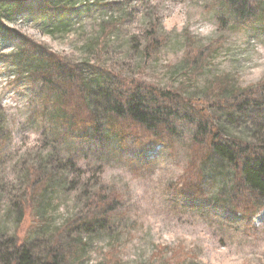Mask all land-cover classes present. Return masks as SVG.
<instances>
[{"label": "rangeland", "instance_id": "obj_1", "mask_svg": "<svg viewBox=\"0 0 264 264\" xmlns=\"http://www.w3.org/2000/svg\"><path fill=\"white\" fill-rule=\"evenodd\" d=\"M3 1L0 264H264V0ZM133 91L187 105L121 136Z\"/></svg>", "mask_w": 264, "mask_h": 264}, {"label": "trees", "instance_id": "obj_2", "mask_svg": "<svg viewBox=\"0 0 264 264\" xmlns=\"http://www.w3.org/2000/svg\"><path fill=\"white\" fill-rule=\"evenodd\" d=\"M0 1L4 2L3 0ZM4 7L9 8V11L13 14L19 13L21 11V5L18 4H5ZM19 52H17V54ZM154 94L157 96V99H159V102L155 105L156 110L154 109L152 110V112L145 107V104L142 100H140L137 91H133L128 94L126 100L115 102L112 105L113 113H115L120 120L118 126H120L119 134L121 136H124L126 134L124 127H126L128 123H131L133 126L141 125L143 127H146V132L148 134H150L151 136H158L161 132L164 131L167 126V124H165L166 120H164V118L162 117L163 112L174 108V106L176 105H187L184 103L185 100L183 98H180V96L172 94L169 91H154ZM203 111L205 112V110ZM80 114L81 112L79 108L74 111L73 116L75 124L80 123L86 119V116H82ZM203 123L208 124L206 121ZM221 134V130L217 126H215V124L212 127L201 125L199 127V132L195 138V145L198 146V148L196 149L197 157L201 156L204 145L210 146V150H213L214 147H217L222 138ZM246 149L250 150V147L248 146ZM246 149L243 150L245 151ZM243 150L236 148L237 156L234 159L236 162L235 164L238 165L239 172L243 173V175L245 176L243 179L244 182L249 183L255 191H259L263 188L262 183H264V166L260 164L259 170L256 167L251 166L241 171V155L243 154ZM259 151L257 155H262L264 153V148H261V150ZM260 157L262 158L263 155ZM262 161H264V159H262ZM29 256L30 255L26 253L22 256L21 259L23 261L27 260V262H30Z\"/></svg>", "mask_w": 264, "mask_h": 264}, {"label": "bare ground", "instance_id": "obj_3", "mask_svg": "<svg viewBox=\"0 0 264 264\" xmlns=\"http://www.w3.org/2000/svg\"><path fill=\"white\" fill-rule=\"evenodd\" d=\"M262 217H264V215H261V218H262ZM261 218H260V219H261Z\"/></svg>", "mask_w": 264, "mask_h": 264}]
</instances>
